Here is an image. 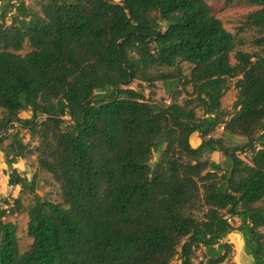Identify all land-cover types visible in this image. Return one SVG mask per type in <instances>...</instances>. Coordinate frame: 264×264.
Segmentation results:
<instances>
[{
    "label": "trees",
    "instance_id": "trees-1",
    "mask_svg": "<svg viewBox=\"0 0 264 264\" xmlns=\"http://www.w3.org/2000/svg\"><path fill=\"white\" fill-rule=\"evenodd\" d=\"M123 1L128 13L104 0H12L0 12V152L7 185L30 196L31 238L20 251L2 220L22 211L15 198L0 209V264H223L234 230L264 264V56L238 49L243 37L206 0ZM238 1L254 7L238 32L263 47L264 0ZM158 83L168 100L155 99ZM14 124L28 142L7 133ZM28 156L59 202L13 167Z\"/></svg>",
    "mask_w": 264,
    "mask_h": 264
},
{
    "label": "rangeland",
    "instance_id": "rangeland-1",
    "mask_svg": "<svg viewBox=\"0 0 264 264\" xmlns=\"http://www.w3.org/2000/svg\"><path fill=\"white\" fill-rule=\"evenodd\" d=\"M12 0H0V12H2ZM26 5L34 10L39 9V3L42 0H23ZM211 8V12L218 19L221 20L225 29L232 33H237V37H243V43L238 47V49L251 52L253 54L263 55L264 56V46H256L254 44V39L258 37L254 31L247 30L244 32H238V29L241 27L244 15L254 9L238 0H206ZM13 3V2H12ZM28 50V47L25 48L24 52ZM231 62L234 63V58L231 56ZM136 87V85H133ZM144 88V87H143ZM189 89V88H188ZM145 95L148 96L149 90L144 88ZM236 91L231 84L228 91L225 92L222 98V105L226 109H231L232 104L235 100ZM155 99L158 101L161 99L168 100L166 93L160 83L157 84L155 88ZM3 112L0 109V123L3 119ZM31 115L30 112H21L19 116L21 118H27ZM20 130L17 124H14L13 129H8L7 133H14L16 130ZM20 135L23 137L24 142H28L29 138L25 135L24 130H20ZM222 135V130L219 128L215 131L214 136ZM226 142L228 145H237L245 141V138L237 135L226 134ZM9 140H4L3 145H6ZM195 142L194 138L191 140L192 145ZM32 145L35 144L34 141L30 142ZM156 155H154V158ZM212 159L215 161H222L223 157L218 153H213L211 155ZM240 157L244 160H248L249 156L241 154ZM13 167L17 172L31 179L33 175H36L37 181V193L41 197H46L53 202H59V187L57 183L51 178V176L39 170L37 163L35 161V156H28L27 159L21 160L18 159ZM10 167H8L4 162L3 154L0 152V209H11L14 205V199L20 198L23 205L22 211L19 213L9 214L7 213L2 220L5 222L11 221L17 225V239L20 251L26 250L31 244V238L27 236L26 233V224L28 221L27 214L25 212V207L30 202V196L27 194H20L18 186H8L7 179ZM231 223L236 227L238 225L237 220H232ZM231 245L229 257L223 264H251L252 259L248 256L244 250L242 236L236 230L230 231L227 233L223 239ZM178 260L174 259L172 264H178Z\"/></svg>",
    "mask_w": 264,
    "mask_h": 264
},
{
    "label": "water",
    "instance_id": "water-1",
    "mask_svg": "<svg viewBox=\"0 0 264 264\" xmlns=\"http://www.w3.org/2000/svg\"><path fill=\"white\" fill-rule=\"evenodd\" d=\"M108 3H113V4H120L124 10L128 13V9H127V6L124 4V1L123 0H104Z\"/></svg>",
    "mask_w": 264,
    "mask_h": 264
},
{
    "label": "crops",
    "instance_id": "crops-1",
    "mask_svg": "<svg viewBox=\"0 0 264 264\" xmlns=\"http://www.w3.org/2000/svg\"><path fill=\"white\" fill-rule=\"evenodd\" d=\"M193 138L195 140V142L193 143L194 144L193 146H197L199 144V142H200V139H199L198 135L197 134H194L193 137H192V139Z\"/></svg>",
    "mask_w": 264,
    "mask_h": 264
}]
</instances>
